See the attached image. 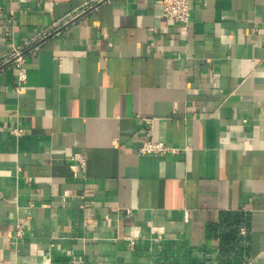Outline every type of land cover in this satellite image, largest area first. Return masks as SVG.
Wrapping results in <instances>:
<instances>
[{
  "label": "crops",
  "instance_id": "0c3cea01",
  "mask_svg": "<svg viewBox=\"0 0 264 264\" xmlns=\"http://www.w3.org/2000/svg\"><path fill=\"white\" fill-rule=\"evenodd\" d=\"M191 5L0 0V264H264V0Z\"/></svg>",
  "mask_w": 264,
  "mask_h": 264
},
{
  "label": "built area",
  "instance_id": "2783aa9c",
  "mask_svg": "<svg viewBox=\"0 0 264 264\" xmlns=\"http://www.w3.org/2000/svg\"><path fill=\"white\" fill-rule=\"evenodd\" d=\"M163 9V15L166 19L178 23L186 28L189 27L192 5L191 0H156ZM88 7H83L75 10L72 14L67 17L61 19L58 22H55L53 25V29L40 33L35 38L26 41L23 45H19L13 47L12 51L7 54L5 57L3 64L11 65L16 73L17 85L15 90L18 92H22L25 89V85L27 83V68L25 66V53L26 49L33 46V44L37 41H42L47 36L51 35L55 32L59 27L66 26L70 24L74 19H76L79 15L86 12ZM146 122L151 125V119L145 118ZM21 129L16 130V133H21ZM186 148L175 147L173 145L167 144L164 141H156L152 137H148L145 139L141 145L139 146V152L143 154H154V155H166L172 153H179L185 151ZM79 165L83 168L85 161L81 155H76ZM184 220L188 222L190 220V211L186 209L184 211ZM147 227L149 228L151 239L156 244L163 240L165 233V226L163 225H155L152 222L148 223ZM143 227L136 226L134 227L135 231L130 233L127 237L128 241L131 245L136 244L137 238L141 237L140 232ZM16 237L23 238L25 235L23 225L19 224L16 226L15 231Z\"/></svg>",
  "mask_w": 264,
  "mask_h": 264
}]
</instances>
